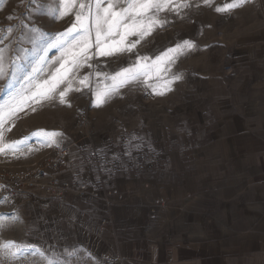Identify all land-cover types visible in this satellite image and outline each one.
I'll return each instance as SVG.
<instances>
[{"label": "rangeland", "instance_id": "374dc122", "mask_svg": "<svg viewBox=\"0 0 264 264\" xmlns=\"http://www.w3.org/2000/svg\"><path fill=\"white\" fill-rule=\"evenodd\" d=\"M52 2L0 0V104L28 87L30 79L42 81L59 67L56 61L61 51L54 48L45 54L41 51L43 41L33 43L28 32L34 26L50 39L75 22L77 9L62 19L43 14ZM172 2L190 6L181 8L179 14L161 11L160 17L168 22L137 44L134 51L151 61L184 40L193 42L195 48L179 56L169 71L161 73L159 81L153 77L146 83L131 82L96 107L94 92L111 83L96 73L112 75L120 68L131 67L136 56L124 53L119 59L96 57L90 61L91 68L82 67L77 73L78 78L89 76V86L71 91L66 104H60L58 98L39 104L29 101L0 129V143L22 142L16 151L6 148L0 152V163L18 158L26 164L41 158L52 146L33 135L40 130L62 133L59 147L67 148L75 159L68 169L73 187L61 199L28 191L14 200L0 201V217H18L0 229V245L15 241L44 252L43 256L37 253L13 259L0 251V264H48L49 259L57 264H96L99 255L91 256L83 246L73 244L67 233H59L57 225L63 224V218L56 214L53 202H63L78 211L85 209L93 194L102 197L104 204H112V192L126 186L127 198L144 209L148 200L157 202H153V209L154 204H160L157 193L163 200V190L170 185L168 194L173 199L179 194L193 196L196 183L208 177L199 166L210 157L215 137L223 134L222 119L227 110L234 107L264 115V0H247L224 13L215 9L230 0ZM103 3L106 6L107 0ZM41 56L45 59L38 63ZM34 67L39 70L33 72ZM174 75L181 79L168 85L170 91L165 90L164 82ZM150 84H158L157 91L164 94H156ZM77 86L78 81L74 88ZM81 185L88 188L87 197L74 201ZM119 194L121 191L115 192L114 198ZM69 195L73 196L71 200H67ZM25 196L29 202L18 205L17 199ZM174 203H166L168 213L170 206L178 207ZM160 215L151 221V234L177 221ZM41 223L45 228L39 226Z\"/></svg>", "mask_w": 264, "mask_h": 264}, {"label": "crops", "instance_id": "0c3cea01", "mask_svg": "<svg viewBox=\"0 0 264 264\" xmlns=\"http://www.w3.org/2000/svg\"><path fill=\"white\" fill-rule=\"evenodd\" d=\"M222 125L223 134L215 137L210 157L199 166L208 177L196 183L193 196L179 194L173 199L170 185L163 190V200L157 193L160 204L153 209L157 202L148 200L144 209L127 198L126 186L117 199L114 194L119 191L112 192V204L93 194L89 205L78 211L53 202L63 218V224H56L59 233H67L91 256L99 255L96 264H264V115L233 107L224 114ZM41 158L26 164L18 158L2 160L0 165L18 171ZM68 169L61 180L70 179L71 189ZM87 194L86 187L83 197L69 195L67 200L83 201ZM26 197L16 203L27 204ZM174 200L178 207L170 206L168 213L166 203ZM160 214L177 221L151 234V221Z\"/></svg>", "mask_w": 264, "mask_h": 264}, {"label": "snow or ice", "instance_id": "6c2138e0", "mask_svg": "<svg viewBox=\"0 0 264 264\" xmlns=\"http://www.w3.org/2000/svg\"><path fill=\"white\" fill-rule=\"evenodd\" d=\"M32 2H36V0H32ZM246 2L247 0H230L215 10L220 13L228 12L243 6ZM204 3H210V0H204ZM189 6L187 2L173 4L172 0H124V3L121 0H107L106 6L103 0H87V2L79 0V3L78 0H53L43 14L52 19H62L72 13L73 9H77L74 13L75 22L65 32L50 39H46L45 34L34 26L28 28V32L31 34L33 43L37 40L43 41L41 51L45 54L54 48L61 51V56L56 61L59 67H56L54 72L50 71L42 81L32 82L30 79L28 87L23 91L12 93L8 100L0 104V129L6 122L13 120L29 101L39 104L58 98L60 104H66L67 96L71 91H80L81 87L89 86V76L84 75L82 78H78L77 73L82 67L91 68L90 61L96 57L119 59L124 53L136 56L131 67L120 68L112 75L96 73L97 76L103 75L106 80L111 82L103 88H97L94 92L96 107L104 104L120 87L131 82L146 83L153 77L159 81L161 73L169 71L176 59L193 50L195 44L184 40L182 43H177L175 47L168 48L151 61L147 56H137L134 49L157 28H163L168 22L160 17L161 11H175L179 14L181 8ZM22 26L27 28L23 22ZM12 30L11 27L7 29L8 33H11ZM130 37H136V39L130 40ZM44 59L45 57L41 56L38 63ZM38 70L36 67L33 68V72ZM179 79H181L180 75H174L171 80L165 81L163 85L165 90L170 91L171 88L168 85ZM77 81L79 86L74 88ZM158 86V84L149 85L156 94L163 95L164 91H157ZM33 135L42 138V142L47 146L59 147L58 138L62 136V133L40 130ZM2 141L3 131L0 130V142ZM20 143L22 142L0 143V152L6 148L16 151ZM17 219L16 216L0 217V229ZM0 251L13 259L28 254L44 255L43 250L38 247L18 244L15 241H8L0 245ZM48 264H57V262L49 259Z\"/></svg>", "mask_w": 264, "mask_h": 264}, {"label": "built area", "instance_id": "2783aa9c", "mask_svg": "<svg viewBox=\"0 0 264 264\" xmlns=\"http://www.w3.org/2000/svg\"><path fill=\"white\" fill-rule=\"evenodd\" d=\"M73 163L67 148L52 146L40 160L18 171H9L0 165V201H11L28 191L61 198L70 189V183L62 181L61 176ZM85 192L86 186L81 185L75 196L81 198Z\"/></svg>", "mask_w": 264, "mask_h": 264}]
</instances>
